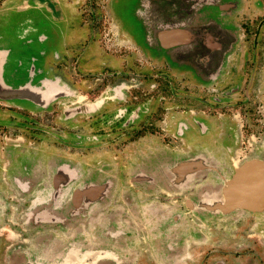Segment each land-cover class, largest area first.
I'll return each instance as SVG.
<instances>
[{"label":"flooded vegetation","instance_id":"obj_1","mask_svg":"<svg viewBox=\"0 0 264 264\" xmlns=\"http://www.w3.org/2000/svg\"><path fill=\"white\" fill-rule=\"evenodd\" d=\"M62 1L67 81L0 44L8 85L60 89L0 100L27 116L0 120V264H264V209L212 208L264 161V0Z\"/></svg>","mask_w":264,"mask_h":264},{"label":"rangeland","instance_id":"obj_2","mask_svg":"<svg viewBox=\"0 0 264 264\" xmlns=\"http://www.w3.org/2000/svg\"><path fill=\"white\" fill-rule=\"evenodd\" d=\"M1 1L2 0H0V2ZM53 1L54 0H3L0 4V44L2 43L3 46L10 47L16 56L21 55L28 58L30 55L34 56V62L37 67L41 62L45 61L48 65L46 71L50 74V77H59L62 81H67V79L63 77L65 74L62 72V68L58 65L60 62H63L65 57L64 49L66 44L73 45L75 43L74 45H77L78 39L80 37L82 38L84 34L79 32L81 31L80 27L77 26L79 29L76 28V26L74 27L73 24L77 23L76 18L74 13L64 9L66 2L62 0ZM54 3H56V5H54ZM121 5L122 3H118V6ZM58 7L62 10L60 16ZM29 27H31L30 30ZM41 36H46L50 43L47 44L42 42L40 39ZM31 38L33 43L28 45L27 41ZM67 48L71 47L67 46ZM13 64L14 62L12 65ZM18 79H20L21 82L24 81L23 76H20ZM10 105L9 103L2 102V105H0V120L17 119L20 122L27 121V116H25L26 113L24 111H19V114H16L8 109ZM33 118H35V121H38L37 118H39L40 122L41 119H43V117H37L36 114ZM242 120L244 119L242 118ZM239 122V128H242L243 122ZM244 126L243 130L245 136L250 137L254 134L252 131L254 128L252 126L246 124ZM20 137L17 138L19 139L16 143L17 145L21 144ZM244 141L248 144L246 140ZM10 144L11 143L5 136L0 138L1 159H4L6 153L8 154L10 152ZM238 161L239 159L234 158L235 163ZM6 164L7 163L4 161L2 167L5 168ZM8 179L6 175L0 174V183L9 182ZM262 217H264V214L261 215L260 219H262ZM263 236L264 232L260 234V241L264 248ZM262 257H264V253Z\"/></svg>","mask_w":264,"mask_h":264},{"label":"water","instance_id":"obj_3","mask_svg":"<svg viewBox=\"0 0 264 264\" xmlns=\"http://www.w3.org/2000/svg\"><path fill=\"white\" fill-rule=\"evenodd\" d=\"M7 55L6 51H0V100L42 103L39 88L29 83L14 88L5 82L3 68ZM212 208L224 214L239 210L261 212L264 209V161L251 160L238 169L226 186H222L220 198Z\"/></svg>","mask_w":264,"mask_h":264},{"label":"bare ground","instance_id":"obj_4","mask_svg":"<svg viewBox=\"0 0 264 264\" xmlns=\"http://www.w3.org/2000/svg\"><path fill=\"white\" fill-rule=\"evenodd\" d=\"M49 87V86H48ZM55 88H50V91L48 92V94H43L41 93V98L40 99H47L48 96H53L54 94H58V92H60V89L57 87V85L54 86Z\"/></svg>","mask_w":264,"mask_h":264}]
</instances>
